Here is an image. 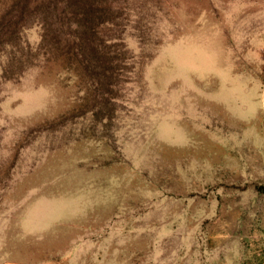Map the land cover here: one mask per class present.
<instances>
[{
  "label": "rangeland",
  "instance_id": "374dc122",
  "mask_svg": "<svg viewBox=\"0 0 264 264\" xmlns=\"http://www.w3.org/2000/svg\"><path fill=\"white\" fill-rule=\"evenodd\" d=\"M0 264H264V0H0Z\"/></svg>",
  "mask_w": 264,
  "mask_h": 264
},
{
  "label": "trees",
  "instance_id": "16d2710c",
  "mask_svg": "<svg viewBox=\"0 0 264 264\" xmlns=\"http://www.w3.org/2000/svg\"><path fill=\"white\" fill-rule=\"evenodd\" d=\"M79 45V44H78ZM79 47H80V49H81V47H82V42H81V44L79 45ZM81 55V54H80ZM84 59H86L85 57H84Z\"/></svg>",
  "mask_w": 264,
  "mask_h": 264
}]
</instances>
